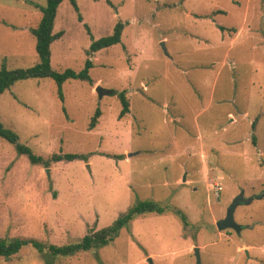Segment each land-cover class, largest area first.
Returning a JSON list of instances; mask_svg holds the SVG:
<instances>
[{
  "label": "rangeland",
  "instance_id": "obj_1",
  "mask_svg": "<svg viewBox=\"0 0 264 264\" xmlns=\"http://www.w3.org/2000/svg\"><path fill=\"white\" fill-rule=\"evenodd\" d=\"M77 3L59 6L51 65L80 71L90 57V79L67 80L63 95L49 77L19 80L0 95V121L37 155L89 160L47 168L0 136V240L30 241L0 264H197L196 247L202 264H264V0ZM46 6L0 0V68L39 62L32 28ZM119 23L121 42L90 54ZM241 193L254 199L235 212L248 227L218 230ZM141 201L165 211L99 249L51 256L32 244L76 243Z\"/></svg>",
  "mask_w": 264,
  "mask_h": 264
},
{
  "label": "trees",
  "instance_id": "obj_2",
  "mask_svg": "<svg viewBox=\"0 0 264 264\" xmlns=\"http://www.w3.org/2000/svg\"><path fill=\"white\" fill-rule=\"evenodd\" d=\"M65 0H47V6L42 8L43 17L37 27L32 28V33L36 39V49L39 54V62L31 68L27 69H9L6 64H3L0 68V95L11 86L19 81L30 78H46L53 79L59 87L61 95L63 84L69 79L86 80L90 79V69L93 67L92 59L89 57L85 62V66L80 71H75L68 68L62 72L56 71L51 65V46L52 43L60 37L61 33H54V25L58 13L59 6ZM76 10H79L77 0H69ZM221 29H225L221 26ZM123 31V24L119 23L113 34L105 36L97 41H94L91 45L89 53L96 52L98 50L111 47L121 42ZM119 97L122 103L121 116L123 117L130 112V101L126 95V92H119ZM102 115L100 109H97L93 116L90 128L93 129L99 121V117ZM257 126V120L252 123V128L255 131ZM0 136L6 138L11 143L15 144L16 149L21 154H26L30 161L34 164H42L49 168L52 162L67 160H89L88 154L82 153H54L51 157L45 158L37 155L33 150L19 142L18 135L11 129L5 127L0 121ZM253 142L257 144V137L253 133ZM264 196V192L260 194ZM164 207L154 201H141L132 207L128 212L122 214L118 220L113 224L96 231L90 232L85 235L80 241L68 245L58 246L55 244H46L38 241L32 242L34 247H37L41 252H47L51 256H71L81 251H87L90 249H99L103 246L111 243L115 237L119 234L120 230L128 225L133 219L139 215H145L149 213H163ZM30 241L22 239H14L12 241L0 240V257H11L19 252L23 246L28 245Z\"/></svg>",
  "mask_w": 264,
  "mask_h": 264
},
{
  "label": "water",
  "instance_id": "obj_3",
  "mask_svg": "<svg viewBox=\"0 0 264 264\" xmlns=\"http://www.w3.org/2000/svg\"><path fill=\"white\" fill-rule=\"evenodd\" d=\"M96 91L99 93L100 96H103L104 94L113 93L112 90H105L100 86L97 87ZM184 180L186 181V177L184 178ZM253 200V198H245L244 193L237 195L228 207L226 216L217 222L218 230L224 231L227 229H233L240 236L242 234V231L247 228L248 225L239 224L235 219V212L240 205L251 204ZM195 253L197 257V264H202L201 249L199 247H196ZM149 260L152 261V259Z\"/></svg>",
  "mask_w": 264,
  "mask_h": 264
},
{
  "label": "built area",
  "instance_id": "obj_4",
  "mask_svg": "<svg viewBox=\"0 0 264 264\" xmlns=\"http://www.w3.org/2000/svg\"><path fill=\"white\" fill-rule=\"evenodd\" d=\"M222 187L217 186V188L215 189L217 192L221 191Z\"/></svg>",
  "mask_w": 264,
  "mask_h": 264
},
{
  "label": "crops",
  "instance_id": "obj_5",
  "mask_svg": "<svg viewBox=\"0 0 264 264\" xmlns=\"http://www.w3.org/2000/svg\"><path fill=\"white\" fill-rule=\"evenodd\" d=\"M186 180H187V178H186ZM185 181V180H184ZM261 198L263 197V196H260Z\"/></svg>",
  "mask_w": 264,
  "mask_h": 264
}]
</instances>
